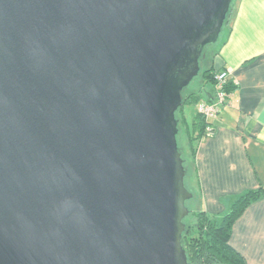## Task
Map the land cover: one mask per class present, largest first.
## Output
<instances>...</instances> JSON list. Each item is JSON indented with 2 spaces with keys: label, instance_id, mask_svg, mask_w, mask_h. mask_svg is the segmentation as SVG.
I'll use <instances>...</instances> for the list:
<instances>
[{
  "label": "water",
  "instance_id": "95a60500",
  "mask_svg": "<svg viewBox=\"0 0 264 264\" xmlns=\"http://www.w3.org/2000/svg\"><path fill=\"white\" fill-rule=\"evenodd\" d=\"M233 0H0V264H190L183 90Z\"/></svg>",
  "mask_w": 264,
  "mask_h": 264
},
{
  "label": "crops",
  "instance_id": "0c3cea01",
  "mask_svg": "<svg viewBox=\"0 0 264 264\" xmlns=\"http://www.w3.org/2000/svg\"><path fill=\"white\" fill-rule=\"evenodd\" d=\"M211 60L236 87L209 119L213 132L198 143L192 169L200 208L222 215L238 195L264 187V0L234 1ZM194 109L184 110L189 121ZM229 244L247 264H264V195L233 222Z\"/></svg>",
  "mask_w": 264,
  "mask_h": 264
},
{
  "label": "trees",
  "instance_id": "16d2710c",
  "mask_svg": "<svg viewBox=\"0 0 264 264\" xmlns=\"http://www.w3.org/2000/svg\"><path fill=\"white\" fill-rule=\"evenodd\" d=\"M234 1L231 4L228 17L224 22L221 36L216 45L220 42L221 37L225 29L228 27L230 14ZM210 46V45H208ZM215 52V51H214ZM214 54V53H213ZM204 56V55H203ZM201 58L200 62L202 61ZM212 61V60H211ZM206 69H201L198 76L201 78V85L199 89L192 90L188 94L183 93V101L176 112L178 119V131L180 132V125L185 127V133L188 140V145L191 152V162L196 153V147L198 143L208 136L207 127L210 125V121L206 119L204 114L197 110V103L201 100H212L215 93V79L214 75L219 69H215L212 62ZM236 84L228 80L224 86V92L230 95L235 89ZM195 106V111L189 121L184 114V106ZM213 129V128H212ZM178 132V134H179ZM184 165L186 168L187 176V162L183 157ZM185 176V182H186ZM187 186V185H186ZM188 187V186H187ZM189 189V188H188ZM190 190V189H189ZM193 192L192 190H190ZM264 195V187L257 189H249L241 193L231 203L227 212L222 215H211L206 213L203 209L195 212L197 216V222L194 224L195 234L189 238L186 245L183 234V246L186 251L187 259L190 264H247L243 257L229 244V237L233 222L243 212V210L252 202L257 200L260 196ZM194 197V192H193ZM192 197V198H193ZM191 198V199H192ZM190 199V200H191ZM190 200H187V205ZM187 217V216H186ZM185 217V218H186ZM184 218V220H185Z\"/></svg>",
  "mask_w": 264,
  "mask_h": 264
},
{
  "label": "rangeland",
  "instance_id": "374dc122",
  "mask_svg": "<svg viewBox=\"0 0 264 264\" xmlns=\"http://www.w3.org/2000/svg\"><path fill=\"white\" fill-rule=\"evenodd\" d=\"M216 44L207 46L204 49V56L201 61V69H206L208 66V63L211 61L213 53L215 51ZM201 85V78L200 76L194 77V79L189 83L187 87L183 90L184 94H188V92L192 90H197L199 89V86ZM190 106L185 105L184 109H188ZM177 143L179 150H181V156L182 158L184 157L186 159V162L188 163L187 165V176H186V182L185 184L188 186L190 190L194 192V197L188 202V207L190 209V213L187 215L185 218V222L187 223V231L185 232L184 239L186 242V245L188 244V240L191 236L195 234V228L194 224L197 222V216L195 212L201 210L200 204H199V198L198 194L196 192L197 188V181H196V175L194 174L193 167H192V162H191V152L190 148L188 145V140L186 137L185 133V127L180 125V132L177 136Z\"/></svg>",
  "mask_w": 264,
  "mask_h": 264
},
{
  "label": "built area",
  "instance_id": "2783aa9c",
  "mask_svg": "<svg viewBox=\"0 0 264 264\" xmlns=\"http://www.w3.org/2000/svg\"><path fill=\"white\" fill-rule=\"evenodd\" d=\"M215 79V93L212 98V100L207 101V100H201L197 103L196 107L199 112L204 114L206 119H215L222 106L226 103L229 95H227L224 92V86L226 82L228 81V72L226 69H219L216 71V74L214 75ZM213 127L209 125L207 127V133L212 134L213 132Z\"/></svg>",
  "mask_w": 264,
  "mask_h": 264
}]
</instances>
